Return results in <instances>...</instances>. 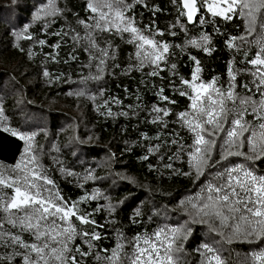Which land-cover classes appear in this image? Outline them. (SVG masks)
Segmentation results:
<instances>
[{
	"label": "trees",
	"instance_id": "1",
	"mask_svg": "<svg viewBox=\"0 0 264 264\" xmlns=\"http://www.w3.org/2000/svg\"><path fill=\"white\" fill-rule=\"evenodd\" d=\"M132 3L131 14L141 26L153 25L154 30L164 32L163 37L156 39L171 46L175 55L169 63L177 65L180 76L190 78L195 67L192 56L200 61V75L205 81L219 77L224 84L229 65L243 67V63L237 62L244 60L243 52L248 46L229 49L225 43L228 37L244 34L243 19L192 25L179 16L173 0H141L139 5L132 0ZM86 4L87 0H55L60 11L52 16L40 12L41 8L51 12L48 0H15V3L0 0V108L3 109L0 165L11 167L19 163L31 143V155L37 156L65 199L78 201L86 195L96 196L80 207L89 211L98 209L94 217L105 227L97 231L107 237L97 242L102 247L114 245L117 230L132 237L162 226L187 227L190 234L178 242L185 250L184 264H201L197 249L202 251V244L221 239L209 232L207 223L199 222L200 218L195 217L186 203L199 192L204 177L196 179L194 173L181 175L190 171L187 156L177 155L176 146L164 143L175 138L170 132H180L185 143H191V138L178 124L169 123L164 128L151 122L157 115L151 111L153 105L172 109L171 117L165 120H175V113L186 109L189 101L175 96L174 90L167 86L169 80L177 81L179 77L170 72L161 73L165 79L147 77L144 75L147 68L143 71L130 68L135 63L134 46L116 36L110 41L114 59L103 66V78L84 82V77L97 73V61L90 60L88 53L79 48L77 59H70L71 40L67 37L61 40L52 33L77 28V20L90 15ZM38 12L40 19H36ZM174 24L176 27H172ZM203 34L210 36V42L200 40ZM192 39L212 51L192 46L189 43ZM39 40H45V44L40 45ZM57 41L61 48L51 47ZM252 50L249 49V55ZM89 63L93 67H87ZM45 71L49 76L44 75ZM162 87L165 94L177 100L175 105L159 100L156 93ZM79 91L85 95H76ZM116 99L122 103H115ZM105 102L114 115L106 114L107 108L102 106ZM121 112L128 115H119ZM13 131L33 139L26 142L13 136ZM158 135L160 140L155 138ZM157 144L161 145L159 151L149 153L148 149ZM169 163L172 167H165ZM256 167L264 170V161H257ZM194 217L197 222H192ZM215 246L221 249L227 264H242L245 254L256 247L239 241ZM11 251L0 248V256ZM11 264H20V258L16 257Z\"/></svg>",
	"mask_w": 264,
	"mask_h": 264
},
{
	"label": "snow or ice",
	"instance_id": "2",
	"mask_svg": "<svg viewBox=\"0 0 264 264\" xmlns=\"http://www.w3.org/2000/svg\"><path fill=\"white\" fill-rule=\"evenodd\" d=\"M173 2L177 3L179 16L192 25L243 19L244 34L228 37L225 41L229 49L241 50L244 45L248 46L243 52L244 60L237 62L243 63V67L229 65L228 80L224 84L219 77L203 80L200 61L195 56L191 57L195 67L190 78L180 76L177 65L169 63L170 57L175 55L171 46L163 39H156V36L163 37L164 32L154 30L153 25L141 26L131 14L132 0H87L90 15L78 19L77 28L52 35L71 40L70 59H77L79 48L88 53L90 60L97 61V73L84 77V82L103 78V66L114 59L110 41L116 36L134 46L135 63L130 68L137 71L147 68L144 72L147 77L165 79L161 73L166 72L179 77L177 81L169 80L167 86L174 90L175 96L189 101L186 109L175 113V120H165L171 117L172 109L153 105L151 111L157 115L151 122L162 124L164 128H168L169 123L178 124L191 138V143H185L180 132H170L175 138L164 143L176 146L177 155L187 156L190 171L181 175L194 173L196 179L204 177L199 192L186 203L195 217L200 218L199 222L207 223L209 232L221 239L202 244V251L197 249L202 257L201 264H227L221 249L215 245L235 241L256 245L245 254L242 264H264V170L256 167L257 161H264V0ZM140 3L141 0H135L136 5ZM48 7L51 12L45 8L40 12L55 16L60 11L55 0H48ZM40 12L36 19L41 18ZM171 34L176 35L175 32ZM200 40L208 43L210 36L203 34ZM237 40L242 43L237 44ZM38 42L45 44V40ZM189 43L203 47L196 39ZM104 44L107 47L102 46ZM51 47L59 49L61 43L57 41ZM253 48L249 55V49ZM203 50L212 51L207 47ZM86 66L93 67L91 63ZM44 75L49 76V72L45 71ZM76 95L83 96L85 92L79 91ZM156 95L167 105L177 103L173 96L165 94L164 87ZM114 102L122 103L118 99ZM102 106L107 108V115H114L107 102ZM118 114L128 115L126 112ZM12 135L26 142L33 139L14 131ZM155 138L160 140L161 136ZM160 147L157 144L148 151L154 153ZM31 151L32 145L28 143L25 157L19 163L11 167L0 165V248L12 249L9 255L0 256V264H11L16 257L20 258V264H184L185 250L178 242L190 234L191 229L187 227L162 226L132 237L117 230L114 245L102 247L97 242L107 237L97 231L105 227L94 217L98 209L89 211L80 207L96 196L86 195L78 201L65 199ZM165 167L171 168L172 164ZM195 217L192 222H197Z\"/></svg>",
	"mask_w": 264,
	"mask_h": 264
}]
</instances>
